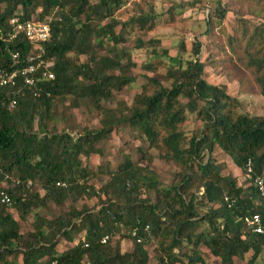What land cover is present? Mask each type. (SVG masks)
Returning <instances> with one entry per match:
<instances>
[{"label": "trees", "instance_id": "1", "mask_svg": "<svg viewBox=\"0 0 264 264\" xmlns=\"http://www.w3.org/2000/svg\"><path fill=\"white\" fill-rule=\"evenodd\" d=\"M248 1L253 6L264 3ZM123 2L0 0L1 68L8 67V49H18L23 56L28 47L20 37L2 40L8 30L7 18L15 12L21 18L51 14L44 58L52 62L53 78L39 83L48 95L34 98L19 81L0 90V188L11 198L9 207L24 219L30 212L37 215L35 211L48 201L59 204L69 198L73 204L82 196L98 198L97 207L69 205L51 220L36 216L33 230L24 233L19 232L8 206L0 205V264H16L18 254L20 264H149L145 245L150 240L156 243L155 264H203L200 246L218 258L217 264H234L233 258L247 251L252 252L247 259L252 262L264 249V235L246 230L243 217L256 212L264 220V201L257 202L251 179L244 177L248 184L242 185L220 174L210 152L217 145L242 174L247 159L252 175L264 167V115L238 112L240 100L225 89V83L235 81L239 93L264 97V27L256 26L250 33L249 39L260 40L254 52H247L244 59L237 57L241 60L235 56V65L222 59L218 71L224 78L222 84L205 80L203 63L195 56L201 44L192 40L191 59L182 61L179 54L168 57L176 63L166 70L170 86L146 77L128 104L116 100L114 107H105L104 102L113 101L114 93L133 81L127 72L135 63L123 47L116 50L124 41L126 26L129 32L134 29L144 35L157 25L150 6L119 22L115 13ZM218 4L214 15L220 20L224 9ZM180 11L176 8V13ZM174 18L175 13L168 11L166 21ZM207 19L206 15L202 34L208 33ZM118 24L120 29L115 31ZM105 40L110 42L109 49L98 54ZM132 42L134 48L146 45L140 37ZM178 46L184 52V42ZM81 55L84 60L78 59ZM210 64L217 63L212 60ZM179 96L186 101L181 102ZM64 99L73 108L91 107L99 127L84 125L76 135L67 127H57L52 107L55 100ZM186 110L201 116L203 128L198 135L187 136L184 131ZM120 125L139 131L159 159L180 165L176 180L162 183L154 170L132 161L126 153L114 169L93 170L81 163V156L96 152L94 144ZM99 174L107 178L96 194L89 180ZM27 180L40 184L43 194L39 196ZM61 181L65 187L55 184ZM193 186L199 194L192 191ZM105 234L111 237L100 243ZM58 235L69 241L78 237L71 247L57 253ZM113 236L117 239L111 243ZM124 237L132 242L129 251L119 247Z\"/></svg>", "mask_w": 264, "mask_h": 264}, {"label": "rangeland", "instance_id": "2", "mask_svg": "<svg viewBox=\"0 0 264 264\" xmlns=\"http://www.w3.org/2000/svg\"><path fill=\"white\" fill-rule=\"evenodd\" d=\"M218 3L222 4L224 9L220 20L215 16ZM147 6L153 8L157 25L144 35L134 29L129 32L130 29L126 26L123 33L124 41L116 45V50L122 51L123 47L135 63L127 72L133 77V81L120 91L115 92L113 101L104 102L105 107H114L116 100L128 104L133 95L139 91L140 85L146 81V77H156L163 86H170L171 78L165 77L166 70L168 67H176V63L170 62L168 57L179 54L182 61L186 58L191 59L194 56L190 52L192 40H197L201 44L199 52L195 56L203 63V77L207 82L219 85L224 79L222 72H218L222 65V59H226L227 62L235 65L237 62L235 56L244 59L247 52H254L259 47L260 40L258 38L249 39V36L256 26L264 27V3L253 6L248 0H125L119 11L115 13V18L122 22L140 9L146 11ZM176 8H180L182 11L176 13ZM168 11L175 13L173 21H166ZM206 15L208 16L209 30L207 34H202L206 27ZM119 29L120 24L115 26V31ZM134 37H140L141 40L146 41V45L141 48H134L132 42ZM179 41L184 42V52L179 51ZM103 43L105 45L97 49L98 54H105L106 50L109 49L107 46L110 42L105 40ZM163 49L165 53L161 52ZM108 53L111 52L108 51ZM78 59L84 60V57L81 55L78 56ZM124 59L123 57V61H125ZM212 60L217 64L211 65L210 61ZM237 60L241 59L237 58ZM149 62L150 67H145ZM225 89L228 94L240 100L238 112L249 115H264V97L250 93H239L235 81L225 83ZM179 100L185 102L186 98L179 96ZM52 109L53 119H56L57 127H67V130L72 134H76L84 125L89 128H98L100 125L97 113L92 111L88 105L85 107L81 104V106L73 108L68 106V100L64 99L63 101L55 100ZM183 128L187 136L198 135L199 129L203 128L201 116L196 115V111L186 110ZM94 146L96 152L90 153L87 159L82 160L83 164L87 166L91 164L93 170L105 169V167L114 169L117 163L123 159L125 153L129 155L132 161H138L139 164H145L154 170L155 175L162 183L169 184L176 180L175 174L181 170L180 165L159 159L156 150L147 146L140 132L129 128L127 125H120V128H117L114 133H109L106 137L99 139ZM141 150H144L143 154ZM210 155L218 166L220 174L232 176L237 183L242 185L248 184L244 181L245 178L241 170L233 163L231 157L217 145H213ZM106 178V175L99 174L89 180V183L95 190ZM191 189L198 193L195 186ZM147 195L151 197L152 194L147 193ZM91 197V205L96 207L98 198L97 196ZM102 197L100 196V198ZM76 204L81 205L80 202ZM50 205H47L46 210L43 211L44 215L52 214L58 210L56 207H52V204ZM64 205L66 206L67 202ZM85 205L90 206V203L87 202ZM59 210H62V207ZM116 239V236H113L110 239L111 243ZM155 246V240H150L145 245L149 254V264H155L153 257ZM119 247L122 251H129L132 242L124 237L120 240ZM199 249L204 259L203 264H217L218 258L210 254L205 246H200ZM251 253V251H247L241 258L235 256L233 258L234 264H264V249L260 250L252 262H248L247 259Z\"/></svg>", "mask_w": 264, "mask_h": 264}, {"label": "built area", "instance_id": "3", "mask_svg": "<svg viewBox=\"0 0 264 264\" xmlns=\"http://www.w3.org/2000/svg\"><path fill=\"white\" fill-rule=\"evenodd\" d=\"M21 13L15 12L7 18V32L2 40L8 41L20 37L27 44L26 54L21 55L18 49H8L9 64L7 68L0 67V90L4 86H14L18 81L28 90L30 95L37 98L44 93L48 95V91L44 90L39 84L44 80L53 78L52 71L49 70L51 60L44 58V44L50 38L51 14L45 15L43 18H38L36 15H31L29 18H21ZM1 36V34H0ZM14 100L10 101V106H14ZM243 176L251 179L257 192V202L264 201V167L259 173L252 175V167L250 160L245 162ZM30 181L27 180V185ZM57 186L65 187V182H56ZM94 192L97 194L98 190ZM11 198L8 193L0 188V205L10 206ZM243 222L246 230L253 233L264 235V220L261 215L253 212L250 215L243 217ZM134 232L132 231V234ZM111 235L105 234L100 238V243H104ZM139 241V238H136Z\"/></svg>", "mask_w": 264, "mask_h": 264}, {"label": "crops", "instance_id": "4", "mask_svg": "<svg viewBox=\"0 0 264 264\" xmlns=\"http://www.w3.org/2000/svg\"><path fill=\"white\" fill-rule=\"evenodd\" d=\"M117 128H120V126L116 127L110 133H114L117 130ZM70 134H72V133H70ZM74 135H76V134H74ZM80 159H81V163L83 164L82 160L83 159H87V158H85L84 156H81ZM88 167H90L92 169V165L91 164ZM28 186H31V188L34 189L38 193L39 196H41L43 194V189L41 188L40 184H36L34 182L31 183V181H30V184ZM91 199H92L91 196H90V198L86 197V196H82V197L78 198L76 200V202H74L73 204L71 203L69 198L61 201L59 204H54L52 201H48V203L45 206H43V207H41V208H39L38 210L35 211V212H37V215H34L33 212H30L29 214H27L25 216L24 219H20L18 217V214H17L16 210H14V208L8 207L7 210L11 213L13 219L16 220L19 223V226H20L19 227V232L24 233V232L33 230V222H34L36 216H40L44 220H51V219L57 217L58 215H60L61 213L67 211L69 205H73L76 209H79L80 206H82L83 204L85 205V204H87V202H89L90 206H92L91 205L92 204ZM65 202H67L66 206L64 205ZM77 202H80L81 205L78 206L76 204ZM50 204H52V207H56L58 210L56 212L52 213V214L44 215L43 211L46 210L47 205L51 206ZM61 207H62V210H59V208H61ZM88 207H89V205H88ZM25 221H27V222H25ZM42 228H43V230H46V226L45 225H43ZM77 237H78V235L74 236L72 241H69L65 237H63L61 235H58L57 236V243L55 245V251L57 253H60L63 250L71 247L76 242ZM233 261H234V259H233ZM20 263H21V254H18L17 255V259H16V264H20Z\"/></svg>", "mask_w": 264, "mask_h": 264}]
</instances>
